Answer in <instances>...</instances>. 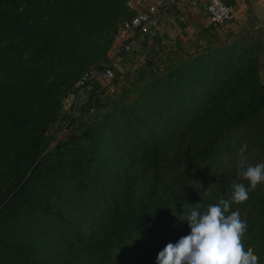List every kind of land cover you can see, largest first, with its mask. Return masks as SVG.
I'll return each mask as SVG.
<instances>
[{
    "label": "trees",
    "instance_id": "1",
    "mask_svg": "<svg viewBox=\"0 0 264 264\" xmlns=\"http://www.w3.org/2000/svg\"><path fill=\"white\" fill-rule=\"evenodd\" d=\"M136 15L129 0H0V264H157L189 234L182 219L227 198L243 145L264 163L261 40L181 56L145 37L149 80L118 90L113 68L79 85ZM76 91L82 117L53 129ZM237 209L264 264V183Z\"/></svg>",
    "mask_w": 264,
    "mask_h": 264
},
{
    "label": "clouds",
    "instance_id": "2",
    "mask_svg": "<svg viewBox=\"0 0 264 264\" xmlns=\"http://www.w3.org/2000/svg\"><path fill=\"white\" fill-rule=\"evenodd\" d=\"M239 150L237 179L231 183L227 198L209 205L203 212L195 207L185 219L189 234L182 236L175 244L168 243L159 252L157 264H259V258L252 248L245 249L243 240L247 222L240 211L232 205H240L249 199V193L264 183V163H247L245 149ZM247 181L245 183L238 181Z\"/></svg>",
    "mask_w": 264,
    "mask_h": 264
},
{
    "label": "crops",
    "instance_id": "3",
    "mask_svg": "<svg viewBox=\"0 0 264 264\" xmlns=\"http://www.w3.org/2000/svg\"><path fill=\"white\" fill-rule=\"evenodd\" d=\"M154 1L132 0L129 2V7L138 14ZM223 1L233 7L239 22L229 23L225 29L216 34L207 22L206 0H165L166 5L158 18L153 40H174L178 45L176 54L194 55L196 50L199 51L207 45H213L217 40L225 42L227 40L225 34L229 38L244 30L254 29L257 24L264 23V0ZM136 40L137 42L142 41L149 53L153 40L145 37H137Z\"/></svg>",
    "mask_w": 264,
    "mask_h": 264
},
{
    "label": "built area",
    "instance_id": "4",
    "mask_svg": "<svg viewBox=\"0 0 264 264\" xmlns=\"http://www.w3.org/2000/svg\"><path fill=\"white\" fill-rule=\"evenodd\" d=\"M165 0H155L149 3L144 11L138 13L135 17L128 21H122L118 26V31L115 35L117 38L116 44H113L117 54H127L138 50L137 37H152L156 28L159 16L165 8ZM205 13L207 22L215 32L222 31L232 22L238 21L235 16V11L231 5L226 4L223 0H206ZM239 22V21H238ZM263 24L254 26L255 30L263 29ZM264 40V39H263ZM162 44L173 45L174 40L163 41ZM113 68H117L112 61L110 65L103 66V69L98 72L86 73L79 82V85L99 81L108 83L114 79Z\"/></svg>",
    "mask_w": 264,
    "mask_h": 264
},
{
    "label": "rangeland",
    "instance_id": "5",
    "mask_svg": "<svg viewBox=\"0 0 264 264\" xmlns=\"http://www.w3.org/2000/svg\"><path fill=\"white\" fill-rule=\"evenodd\" d=\"M130 1H132V0H129V2ZM242 34L245 37L247 36V42L249 44H251V43L254 44L256 41H260V40L264 44V40H263L264 39V28L259 29V30H255V29L244 30V32H242ZM224 36L226 39H228L227 34H225ZM113 41H114V44H116L117 38H115V36L113 37ZM136 43H137V47H139V48H137L138 50L132 51V52L127 53V54H117L114 46L109 51L108 61L106 63L113 61L117 67L116 68L117 74L119 77H121L120 83L116 85L117 87H119L118 90H121V87H122L121 85H124V84L129 85L131 82H133L137 85L142 84V83L146 82L147 80H149L150 75L152 73H155V71L159 70V69L158 70L156 69L155 71H153L154 68L149 67L147 65H145V66L143 65L141 60L144 59L146 57V55H148V53H147L148 49H146L144 47V45H143L144 43H142V42H136ZM252 48H245V49H247L249 52H251ZM202 50L200 52H202ZM262 52H259V54L257 55V58H258V65H259V69H260L259 76H260L261 81L264 82V51L262 50ZM106 63H105V65H106ZM140 63L143 65L140 67V71L139 72L137 71L136 73H132V71H131L132 66L131 65H138ZM155 68H157V67H155ZM76 87L78 88V86H76ZM76 92L70 94L64 100L62 115L60 117V121L54 126L53 129H58V128L62 127L63 125H65L66 124L65 119L68 115L69 116L72 115V117H77V118L82 117V115L79 116V114L78 113L76 114V112H78L79 107L86 101V98H85L86 94L85 93L80 94V92H77V93Z\"/></svg>",
    "mask_w": 264,
    "mask_h": 264
}]
</instances>
